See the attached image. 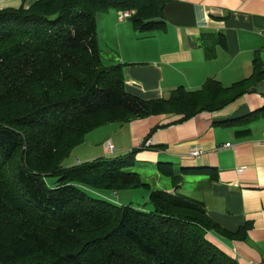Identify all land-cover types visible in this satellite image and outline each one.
I'll return each mask as SVG.
<instances>
[{
	"label": "trees",
	"instance_id": "16d2710c",
	"mask_svg": "<svg viewBox=\"0 0 264 264\" xmlns=\"http://www.w3.org/2000/svg\"><path fill=\"white\" fill-rule=\"evenodd\" d=\"M25 1L0 8V264H238L207 233L242 239L245 229H224L203 201L178 190L184 177L212 169L157 162L171 192L132 171L135 149L62 161L109 123L219 109L264 78V65L256 62V74L229 86L209 78L196 90L180 86L167 98L143 99L127 90L124 65L102 58L96 14L131 11L134 30L160 31L171 0ZM46 176L56 184L48 186ZM82 186L144 188L151 209L116 204Z\"/></svg>",
	"mask_w": 264,
	"mask_h": 264
},
{
	"label": "crops",
	"instance_id": "0c3cea01",
	"mask_svg": "<svg viewBox=\"0 0 264 264\" xmlns=\"http://www.w3.org/2000/svg\"><path fill=\"white\" fill-rule=\"evenodd\" d=\"M109 12L106 21L118 33V44L112 46L117 57L109 51L108 59L124 65L127 90L143 99L167 98L180 86L196 90L209 78L229 86L256 74V62L264 65V0H171L164 8L165 29L137 35L131 33L129 17ZM263 107L264 78L225 106L189 118L171 112L95 128L74 148L76 161L135 149V166L156 172L162 188L169 187L156 171L157 162L212 169L211 175L184 177L178 190L203 201L224 229H245L242 239L211 231L208 240L238 264H263ZM248 114L253 115L247 120L225 123ZM148 138L152 144L143 145ZM195 147L203 151L199 157L190 156ZM74 163L73 159L64 165ZM189 179L199 180L198 185L185 189L183 183Z\"/></svg>",
	"mask_w": 264,
	"mask_h": 264
},
{
	"label": "rangeland",
	"instance_id": "374dc122",
	"mask_svg": "<svg viewBox=\"0 0 264 264\" xmlns=\"http://www.w3.org/2000/svg\"><path fill=\"white\" fill-rule=\"evenodd\" d=\"M29 0L25 1V4L28 3ZM21 3V0H0V8H7V7H18V5ZM110 10L116 11L115 9H108L104 12H98L96 14V36H97V44L99 46V49L101 51L102 58L104 61L110 62L108 59V52L111 55H114V57H117L114 48H117L118 44V33H116L115 29L110 26L109 22L106 21L108 19V13ZM112 12V11H111ZM109 12V13H111ZM115 13V12H114ZM118 15V13H117ZM132 27V25H131ZM131 33L138 34L140 31H136L132 28ZM105 48V49H104ZM112 48V49H111ZM78 145L74 146L77 147ZM72 148L69 153L64 157L62 163H68L71 160L74 159L75 163L76 161V153L75 149ZM132 171L140 173L142 178L144 180H147L150 182L153 188L155 187H161V185H158L159 183L156 182V172L150 171V169H139L138 167H132ZM163 179H161L162 181ZM165 180L170 183L168 179L165 178ZM164 181V180H163ZM199 181V180H198ZM194 182V180H187V182L183 183L184 188L186 189H192V187H196L198 185V182ZM45 182L48 186H54L56 183V177L54 176H46ZM154 184V185H153ZM167 186V185H166ZM83 190L86 191L89 195L98 196L100 198H104L107 200H110L113 203L116 204H130L136 208H143L145 210L151 209V205L148 203V194L149 191L144 188H131V189H119V190H95L93 188H90L88 186H82ZM183 192V191H181Z\"/></svg>",
	"mask_w": 264,
	"mask_h": 264
},
{
	"label": "built area",
	"instance_id": "2783aa9c",
	"mask_svg": "<svg viewBox=\"0 0 264 264\" xmlns=\"http://www.w3.org/2000/svg\"><path fill=\"white\" fill-rule=\"evenodd\" d=\"M130 14H131V11H120V17H122V18L129 17ZM151 144H152V141L148 138V139L145 140L143 145L150 146ZM229 145H230V143L224 144L225 147H227ZM106 148H107L108 151H110V152L112 151L113 145H112V143L110 141L106 142ZM202 152L203 151H202V149L200 147H195V148H193L190 151V156L199 157Z\"/></svg>",
	"mask_w": 264,
	"mask_h": 264
}]
</instances>
